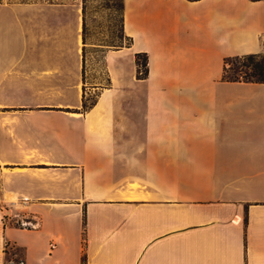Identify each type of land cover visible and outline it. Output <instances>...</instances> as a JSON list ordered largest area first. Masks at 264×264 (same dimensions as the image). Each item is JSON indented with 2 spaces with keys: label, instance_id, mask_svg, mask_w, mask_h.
<instances>
[{
  "label": "crops",
  "instance_id": "1",
  "mask_svg": "<svg viewBox=\"0 0 264 264\" xmlns=\"http://www.w3.org/2000/svg\"><path fill=\"white\" fill-rule=\"evenodd\" d=\"M124 3L84 110L82 1L0 0V264H264V0Z\"/></svg>",
  "mask_w": 264,
  "mask_h": 264
},
{
  "label": "rangeland",
  "instance_id": "2",
  "mask_svg": "<svg viewBox=\"0 0 264 264\" xmlns=\"http://www.w3.org/2000/svg\"><path fill=\"white\" fill-rule=\"evenodd\" d=\"M10 2L21 1H40L55 2L68 0H5ZM82 1L83 4V0ZM112 0H90L87 13V43L85 44V65H84V87H85V103L83 109L87 110L98 98L100 92L110 85V78L105 61V50L110 48L105 43L109 41L114 34L118 33L121 28L120 16L113 12ZM128 42L127 40H125ZM264 52V51H263ZM144 56L141 55L136 59L139 68L138 75H145L147 66L144 65ZM139 62V63H138ZM146 117L140 118V128H146Z\"/></svg>",
  "mask_w": 264,
  "mask_h": 264
},
{
  "label": "trees",
  "instance_id": "3",
  "mask_svg": "<svg viewBox=\"0 0 264 264\" xmlns=\"http://www.w3.org/2000/svg\"><path fill=\"white\" fill-rule=\"evenodd\" d=\"M89 1L90 0H83V42L85 44L87 43L86 31H87V13H88ZM107 5L111 6L113 12L120 16L121 28L118 31V33L114 34V36H112V38L109 41H106L105 43L102 44L107 45L109 47L128 46L131 40L125 34L124 31V9H125L124 0H112V4H109V2H107ZM125 40H127L128 42H126ZM141 55L145 57L144 65L147 66L146 54L137 53L136 54L137 61ZM146 73H147V69L145 74ZM222 80L264 83V52L226 57L224 59ZM95 102L90 107H92L95 104ZM83 105L84 107L86 106L85 96L83 98Z\"/></svg>",
  "mask_w": 264,
  "mask_h": 264
},
{
  "label": "built area",
  "instance_id": "4",
  "mask_svg": "<svg viewBox=\"0 0 264 264\" xmlns=\"http://www.w3.org/2000/svg\"><path fill=\"white\" fill-rule=\"evenodd\" d=\"M15 215L12 214L11 209L9 207H4L2 209V217L5 222L10 223ZM21 226L25 227H35L38 225V223H33L29 219H20L19 221H16ZM4 254L5 259L3 261V264H28L27 260L20 256L19 253L16 250V244L11 241H6L4 246Z\"/></svg>",
  "mask_w": 264,
  "mask_h": 264
}]
</instances>
